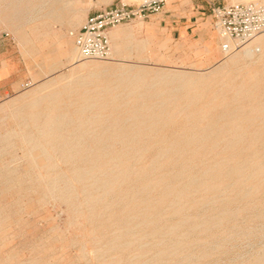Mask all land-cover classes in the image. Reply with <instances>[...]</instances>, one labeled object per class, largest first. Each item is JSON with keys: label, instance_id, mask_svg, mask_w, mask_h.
Instances as JSON below:
<instances>
[{"label": "rangeland", "instance_id": "rangeland-1", "mask_svg": "<svg viewBox=\"0 0 264 264\" xmlns=\"http://www.w3.org/2000/svg\"><path fill=\"white\" fill-rule=\"evenodd\" d=\"M9 1L0 0V264H134L137 259H152L161 246L155 244L147 226H134L135 241L128 248L118 253L104 251L110 240L122 234L124 229L115 228L113 215L91 217L93 210L100 209L103 202L96 198L93 206L85 204L83 183L87 179L73 177L77 168L85 170L92 165L121 164L118 156L123 149L141 150L133 163L135 167L150 170L154 164L155 193L159 181L175 186L182 193L181 203L191 217L209 221L226 208L238 212L234 219L225 220L221 227L208 224L207 229L191 232L187 226H182L178 234L183 242L204 241L210 235L223 234L233 225L240 230L253 229L248 237L236 238L215 250L210 249L208 242L202 246L195 244L193 251L203 248L210 252L204 259L184 263L186 251L178 250L158 258L153 264H241L262 254L264 222L255 219V215L264 209V181L261 179L264 176L257 174L254 168L264 165V145L261 144L264 137L259 135L264 134V128L231 132L233 144H226V139L221 137L216 139L219 143L213 144L215 139L212 136L199 137L194 144L183 142L192 132L210 131L209 122L217 119L226 122V118L235 113L238 105L230 103L233 87L246 79L245 71H259L261 61L239 59L215 79L204 82L203 87L196 84L188 93L183 91L174 100V105L164 107L178 109L186 96L193 97L198 93L194 107L204 110L206 120H195L189 124L192 128L184 126L188 116L186 111L160 115L156 112L163 107L151 104V100L134 97L132 91L107 89V85L113 87L116 83L108 79L107 73L100 72L104 66L134 64L147 69L206 74L228 62L229 57L251 39L224 52L221 48L223 39L209 13L198 21V26L186 31L184 23L173 25L177 28L175 32L165 26H156L149 19H134L108 29L110 53L107 58H84L78 49L75 54L67 56L65 52L76 47L75 34L87 15L111 0H50L43 1L45 5L41 8L38 7L41 2L35 0L30 8L17 13L16 17L10 15ZM138 1L123 0L126 3ZM257 1L264 5V0ZM260 50L256 45L255 51ZM94 61L96 67L91 64ZM93 71L99 72L100 79L105 81L98 90L88 89L87 98L103 97L107 104L83 105L81 90L73 95L68 92L69 87H75L76 76ZM115 93L122 94L113 99ZM246 96L242 97L241 103L250 107ZM114 100L117 104L111 103ZM98 111L101 112L98 114ZM64 112L73 120H85V127L109 145H93V139L88 136L82 138V144H75L72 125L69 127L65 123L56 124L55 132L66 133L64 140L69 144L58 145L57 138L52 136L51 140L56 143L44 144L46 137L40 130H46L52 121H59ZM126 116H173V119L165 128L151 132L143 124L138 136L129 138L126 135L128 128L118 132L113 124L115 118ZM94 117L102 118L103 125L91 124ZM256 124L264 127V120ZM29 139L37 145L31 147L27 142ZM66 148H93L103 152L97 160L72 161L63 155L62 149ZM167 149L171 151L167 152ZM43 150L47 152L43 153ZM181 152L184 153L179 156L181 159H171ZM160 154L161 158L154 163ZM237 165L242 168L233 169ZM182 166H191L196 174L208 172L201 174L202 181L198 183L177 182L173 168ZM226 170L229 172L225 180L217 175ZM57 175H64V178L59 180ZM246 182L257 185L255 194L243 195L241 185L237 184ZM215 183L224 187V197L202 206H192L194 198L214 197L212 187ZM128 184V181L123 182L114 191V196L122 198ZM93 193L97 195L96 190ZM64 196H70V199L65 201ZM121 198L113 202L117 212L129 207L127 199ZM106 199L112 201L109 196ZM163 205L155 207V216H166L162 223L175 224L176 218H168ZM131 224L135 225L136 220ZM140 244L144 246L142 256L139 255ZM167 246L169 242L162 248Z\"/></svg>", "mask_w": 264, "mask_h": 264}, {"label": "bare ground", "instance_id": "bare-ground-1", "mask_svg": "<svg viewBox=\"0 0 264 264\" xmlns=\"http://www.w3.org/2000/svg\"><path fill=\"white\" fill-rule=\"evenodd\" d=\"M35 0H10L7 4L8 10L11 12V16H17V13H22L24 10L30 8L32 3L34 4ZM41 4H38V7L41 8L42 5H45L46 2H51L50 0H38ZM45 2L44 4L42 2ZM59 1V0H54ZM53 2V1H52ZM53 11V10H52ZM57 15V14H56ZM60 14L59 16H62ZM122 31V30H121ZM229 44H233L231 39H226ZM258 45L260 51L256 52L255 47ZM76 49V50H75ZM257 49V48H256ZM77 48L70 49V51L65 52L67 56L75 54ZM249 58L253 62L261 61V68L255 73H250L249 70L245 71L247 77L243 80L242 83L233 87V98L231 99V104L238 105L234 114L229 115L226 118V122L222 119L213 120L212 123L209 122V130L206 129L199 134L190 133V136H185V144H194L195 140L199 137L207 136L214 137L215 141H211L213 144L219 143L216 139L221 137L222 140L226 139V144H233L235 141L232 137L231 132L248 129V128H258L263 129V125L256 124L259 121H263L264 117V32L258 34L246 44H244L238 51L233 53L229 57V61L224 63L221 67H217L211 70L209 73H194V74H183L178 71H165L163 69H147L140 65L134 64H119L114 66H104L101 68L103 74H108V79L111 82L116 84L106 86L107 89H120L122 91H132V95L139 99L151 100V104L162 106L156 113L160 115L164 113L175 114L186 111L188 116L185 119V125L187 128H192V125L195 123V120L199 122L205 121V112L202 108L194 107V103L197 102L199 98L197 95L193 97H188L185 99L183 104H181L178 109H167L164 107H169L174 105V100L182 95L183 91L188 93V91L199 85V88L203 85L215 79L218 75L223 73L227 66L232 65L239 59ZM84 64V63H81ZM93 66H97V63L94 61L91 63ZM243 71V69H240ZM240 72V71H239ZM248 72V73H247ZM99 72H90L87 74H79L74 78L75 87H69V94H75L77 90H81L80 95L83 97V105H104L107 104L103 97H96L95 100L87 98V90L90 88H95L98 90L102 87L103 82L105 81L100 79ZM205 82V83H204ZM204 83V84H203ZM197 85V86H198ZM68 89V88H67ZM66 89L64 88L63 92ZM60 94V93H59ZM122 93H115L113 99L120 96ZM130 94V93H129ZM58 95V93H57ZM248 98V105L250 107L244 106L241 103L242 97ZM111 103L117 104V102L111 101ZM101 111H98L99 114ZM143 113L146 111H142ZM199 115V117L197 116ZM196 117H198L196 119ZM173 116H155V117H133L126 116L121 118H115L113 124L116 126L117 131L119 132L123 128H128L126 135L129 138H135L138 136V131L142 128V125L145 124V127L148 130L155 131L157 129L165 128L169 125ZM208 122V121H207ZM59 123H65L69 127L72 125V132H74V143L82 144L81 141L84 136H88L93 139V145L108 146L109 142L103 140L102 137H96L95 134L86 128L85 120L76 119L73 120L71 117H67L64 112L59 121H52L46 130H40L41 133L45 134L44 144L49 145L51 143H56L58 145L67 146L68 141L64 140L66 133L55 132V125ZM91 124L95 126L103 125V119L100 117H94ZM245 125V126H243ZM206 128V127H205ZM230 130V132H226ZM202 134V135H201ZM25 134H23L24 136ZM238 135V134H237ZM258 136V134H256ZM255 135V136H256ZM260 136L264 137V134L259 133ZM50 136L56 137L57 141H52ZM31 147H35L37 144L34 140H27ZM261 144L264 145V142ZM102 151V150H101ZM98 149L90 148L86 149H62L63 155L66 156L68 160L80 161L83 158H88L90 161L98 159L100 153ZM171 150L167 149V152ZM43 153H46L47 150H43ZM166 152V151H165ZM94 153V154H93ZM141 153L139 149H123L120 151L118 160L121 161V164L109 165V164H100L89 166L85 170L77 168L73 173V177L80 179L86 178V182L83 183V191L85 193L84 203L88 206H93L96 198L99 201H102L101 208L98 210H93L91 217L93 219L100 216H114L116 220H113V225L115 228L124 229L122 234L114 236L110 240V245L104 251L111 252H120L123 249L128 248L134 243L133 239V230L134 226L138 228L149 227V234L152 235L155 239V244L161 246V248L155 252L153 258L150 260H138L134 264H153L158 258L170 253H175L178 250L186 251L184 263H191L193 260L204 259L210 255V252L207 249H199L197 252L193 251V247L202 246L206 242L209 243L210 249L215 250L221 248L223 244L230 242L239 237H248L253 232L251 228L246 227L243 230H240L239 227L232 226L231 229H227L226 232L219 235H210L206 240L199 241H187L183 242L179 237V230L182 226H187L191 232L199 231L204 228H208V224H214L221 227L225 220L234 219L238 212L230 211L226 208L221 211L218 215H214L209 221L206 218H193L187 212L186 207L181 203L182 193L176 190L175 186H171L165 182H158L155 193V179L152 177L153 171L155 170L154 164L151 168L142 169L135 167L133 164L134 161H137ZM183 152L179 153L176 158L171 159H181L179 156H182ZM94 155V156H93ZM160 156H156L154 159L158 160ZM191 166H182L174 167L173 174L177 182H201V174L204 175L208 170L202 171L201 174H196L195 171H192ZM214 168V167H213ZM212 168V169H213ZM242 167L237 165L233 169L239 170ZM211 169V168H210ZM257 171V174L264 176V165L259 164L254 168ZM229 170H226L219 175L225 180L227 178ZM64 178V175H57V179L61 180ZM185 178V180H183ZM264 181V177H261ZM128 181V185L124 187V194L120 197H115L116 188H120L123 182ZM70 182H68L69 184ZM241 185V186H239ZM71 186V184H69ZM203 186V185H202ZM243 192V195H253L256 193L257 185L254 182H246L245 184H237ZM204 188V186H203ZM214 190V197L207 198H194L192 199L193 205H204L211 201H214L218 198L224 197L225 189L219 183H215L212 187ZM93 190L97 191V195L93 193ZM187 190V189H186ZM111 197L112 201L107 200V197ZM127 199L128 208H123L117 212L113 207V202L115 200ZM65 201L70 199V196H64ZM164 204L162 207L165 210V213L168 215V218H176L175 224L162 223L165 221L159 216H155V207ZM190 207V206H188ZM230 211V212H229ZM255 219L264 222V209L261 210L258 214L255 215ZM136 220V224L132 225V221ZM161 220V221H160ZM209 222V223H208ZM207 225V227H206ZM178 235V236H177ZM182 237V236H181ZM169 242V246L163 247L162 245ZM139 255L142 256V251L144 250L143 244H140ZM241 264H264V251L262 254L253 257Z\"/></svg>", "mask_w": 264, "mask_h": 264}, {"label": "built area", "instance_id": "built-area-1", "mask_svg": "<svg viewBox=\"0 0 264 264\" xmlns=\"http://www.w3.org/2000/svg\"><path fill=\"white\" fill-rule=\"evenodd\" d=\"M167 0L118 1L87 15L75 34V45L84 58H107L110 51L108 29L134 19H146L159 12ZM215 26L223 41L221 48L229 52L264 31V5L257 0L226 1L210 8ZM226 39H231L229 44Z\"/></svg>", "mask_w": 264, "mask_h": 264}, {"label": "crops", "instance_id": "crops-1", "mask_svg": "<svg viewBox=\"0 0 264 264\" xmlns=\"http://www.w3.org/2000/svg\"><path fill=\"white\" fill-rule=\"evenodd\" d=\"M114 1L123 0H111L110 3L103 5V7H95L97 9L95 12L110 6ZM226 1L228 0H167L159 12L151 14L146 19L154 21L156 26L167 27L171 32L177 30L173 25L184 23L186 31L189 27L198 26V21L203 19L206 13L212 15L210 11L212 5H221Z\"/></svg>", "mask_w": 264, "mask_h": 264}]
</instances>
